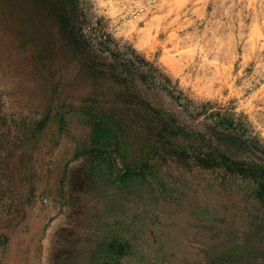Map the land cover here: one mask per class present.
Segmentation results:
<instances>
[{
  "label": "rangeland",
  "instance_id": "1",
  "mask_svg": "<svg viewBox=\"0 0 264 264\" xmlns=\"http://www.w3.org/2000/svg\"><path fill=\"white\" fill-rule=\"evenodd\" d=\"M80 3L96 48L133 60L130 71L148 70L164 86L154 104L185 106L191 124L208 114L264 147V0ZM102 53L79 49L35 0H0V227L8 239L0 264L32 256L17 236L29 211L43 222L41 264H244L256 256L249 241L264 227L257 183L201 162L197 152H211L192 129L165 137L161 114L110 68L102 72Z\"/></svg>",
  "mask_w": 264,
  "mask_h": 264
},
{
  "label": "trees",
  "instance_id": "2",
  "mask_svg": "<svg viewBox=\"0 0 264 264\" xmlns=\"http://www.w3.org/2000/svg\"><path fill=\"white\" fill-rule=\"evenodd\" d=\"M35 2L50 10L60 25L61 31L67 34L72 43L79 49L83 47L91 51L99 49L103 52L100 55L102 72L110 68L111 75L117 82L131 85L134 96L141 97L151 112L161 114L160 129L165 133V137L182 130L192 129L191 133L195 131L198 135L197 141H204L202 147L211 152L206 153L200 149L197 152L199 160L210 166L225 163L231 172L256 182L258 185L257 192L255 190L256 195L264 201V147L255 140L244 138V135L236 131V128L226 126V123L215 120L208 114H205L204 119L200 120L198 124H191L183 118V112L188 110L185 106L180 112L179 110L168 111L161 103L154 104L158 95H163L161 89L164 86L148 70L147 72L144 70L141 72L130 71V68H135L133 60L117 56L110 50L109 54L106 55L105 48L95 47L97 44L91 39L90 34L85 32L88 18L83 7H81L80 0H35ZM143 87L147 89V92L144 91L145 95H140L138 91L142 90ZM168 93L167 95L176 98L171 91ZM237 150L243 152L245 160H236L233 152L235 153ZM249 243H256L259 248H257L256 256L243 257L244 264H264V227L259 228L255 234H251Z\"/></svg>",
  "mask_w": 264,
  "mask_h": 264
},
{
  "label": "crops",
  "instance_id": "3",
  "mask_svg": "<svg viewBox=\"0 0 264 264\" xmlns=\"http://www.w3.org/2000/svg\"><path fill=\"white\" fill-rule=\"evenodd\" d=\"M42 217V216H41ZM35 226V229H30V231L32 232L33 230H35V231H33L32 233L31 232H28V233H31V234H36V233H38L39 232V229L43 226V222H39V223H32L31 224V226ZM20 241L22 242V246H23V244L25 243V247L27 246V245H31V246H33V247H31V249L30 248H24V249H22L21 250V253H23L24 255L25 254H29V250H30V254L32 255V256H17V261H18V263L20 264H23L24 263V261H25V258L24 257H30V259L31 260H34V262H33V264H41V261H42V256H40L37 252V250H38V248H39V246H38V241H39V238H36V236H31L29 239H27V240H22V239H20ZM26 262V261H25Z\"/></svg>",
  "mask_w": 264,
  "mask_h": 264
},
{
  "label": "bare ground",
  "instance_id": "4",
  "mask_svg": "<svg viewBox=\"0 0 264 264\" xmlns=\"http://www.w3.org/2000/svg\"><path fill=\"white\" fill-rule=\"evenodd\" d=\"M24 214V213H23ZM25 218H27L26 219V221L22 224V228L25 230V229H28V228H31V229H35V226L33 225V226H31V224L32 223H35L36 224V222H35V216H34V214L33 213H31L30 211L29 212H26V214H25ZM2 227V226H1ZM1 227H0V240L2 239V238H5V240L7 239L6 237V232L4 231V230H2L1 229ZM22 228H19L18 229V232H17V236H19L22 240H27V239H29L31 236H36V234H31L33 231H35V230H33L31 233H23V229ZM8 240V239H7ZM10 243H11V245H12V247H14V252H16V250H18L17 249V247H18V245H17V241L14 239V240H11L10 241ZM20 247V246H19ZM27 247V246H26ZM25 247V243L23 244V246H22V248H26ZM21 248V247H20ZM16 249V250H15ZM9 263V259H5V260H2L1 261V264H8Z\"/></svg>",
  "mask_w": 264,
  "mask_h": 264
}]
</instances>
